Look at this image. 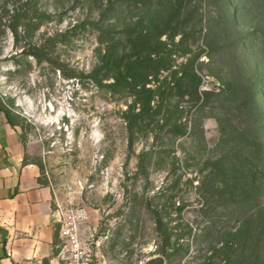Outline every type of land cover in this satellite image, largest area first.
Instances as JSON below:
<instances>
[{
    "label": "rangeland",
    "instance_id": "rangeland-1",
    "mask_svg": "<svg viewBox=\"0 0 264 264\" xmlns=\"http://www.w3.org/2000/svg\"><path fill=\"white\" fill-rule=\"evenodd\" d=\"M0 114L91 264H264V0H0Z\"/></svg>",
    "mask_w": 264,
    "mask_h": 264
},
{
    "label": "crops",
    "instance_id": "crops-1",
    "mask_svg": "<svg viewBox=\"0 0 264 264\" xmlns=\"http://www.w3.org/2000/svg\"><path fill=\"white\" fill-rule=\"evenodd\" d=\"M38 176L17 131L0 114V264L63 263L52 190Z\"/></svg>",
    "mask_w": 264,
    "mask_h": 264
},
{
    "label": "trees",
    "instance_id": "trees-1",
    "mask_svg": "<svg viewBox=\"0 0 264 264\" xmlns=\"http://www.w3.org/2000/svg\"><path fill=\"white\" fill-rule=\"evenodd\" d=\"M125 32H127L125 30ZM133 31H128L127 34H125L127 38V40H131L133 39L134 41L137 40V44L133 45V56H136L139 57H143L142 58V61L141 62H137L138 66H137V69H133L132 67H128L127 65L125 66L124 70L125 71H121L123 69H119V63L118 62H121L122 61V58L120 60L119 57H115L113 58L112 57V54L114 53V50H115V46L117 43L115 44H111L108 48H107V51L104 53V56L106 54L105 57H109L111 55V59L108 60V61H105V64H106V70L107 72H110L111 70H118V74L122 75L121 73L124 74V76H122V80L124 82V85L128 90L131 91V94H134L132 93L134 90L136 91V95H139L141 93H143V91H150L151 95H149V97L147 96L146 97V93L143 94L144 98H142V103H146V105H143L139 112L135 113V118H138L140 117L139 115L143 114V115H148V111L149 109H151L150 107V100L151 98L153 97V95H155V91L157 90H160L164 85H162V87L158 86V88L156 87V90L155 91H152L148 88H145V85L150 81L148 79V76L152 74V72H156L158 69H160L161 67H164V65H166V62L164 61H160L162 62L159 63V61H154L156 60V58L158 56H161V55H158L157 57H154V54L157 53L154 49V47L151 49L149 47H147L146 45L149 46L148 43H151L149 42V36L150 33H147L145 32L142 37H141V41H139V37L138 35ZM163 33V32H162ZM162 33L158 32L157 35H161ZM118 33H114L113 32V36L115 38V36H117ZM121 37V36H120ZM161 44L164 45L163 42H160ZM131 53V54H132ZM135 53V54H134ZM170 54V53H169ZM123 56H130L129 54L127 55H123ZM144 63H146V65H143ZM119 65V66H118ZM128 79V80H127ZM157 82H159L158 79H156ZM201 81V78L200 76H198L194 71H190V70H184L182 71L180 77H178L176 80H175V83L172 82L171 80H169L168 82L167 81H163L165 83H167V86L168 84L172 83V86L174 87H171L168 86V96L170 94L169 90H172V88H175L176 87H179L178 84H180V82H185L186 83V88H185V91L183 92V96H187L189 98V101L192 102V104H197L200 99L202 98V92L199 90V83ZM139 86V87H138ZM112 87H114V84L112 85ZM138 87V88H137ZM164 89H166V86H164ZM159 92V91H158ZM177 92V91H176ZM160 96H161V101L163 99H165V97H162V90L161 92L159 93ZM171 95V94H170ZM177 96V97H180L182 96L180 93H174L173 96ZM131 107V106H130ZM132 108V107H131ZM155 114V113H154ZM149 116H153V114H149ZM181 134H184L186 132V127H183L181 130ZM245 191V190H244Z\"/></svg>",
    "mask_w": 264,
    "mask_h": 264
},
{
    "label": "built area",
    "instance_id": "built-area-1",
    "mask_svg": "<svg viewBox=\"0 0 264 264\" xmlns=\"http://www.w3.org/2000/svg\"><path fill=\"white\" fill-rule=\"evenodd\" d=\"M59 235L63 241L65 256L62 264H91V258L86 244L69 227L61 225ZM10 256L11 252H7Z\"/></svg>",
    "mask_w": 264,
    "mask_h": 264
}]
</instances>
